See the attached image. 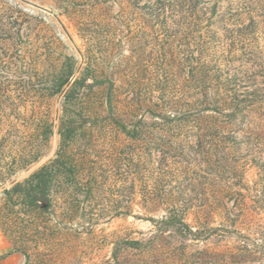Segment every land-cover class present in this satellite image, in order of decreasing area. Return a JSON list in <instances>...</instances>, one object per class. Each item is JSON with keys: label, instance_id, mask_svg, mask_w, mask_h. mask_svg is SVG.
<instances>
[{"label": "rangeland", "instance_id": "1", "mask_svg": "<svg viewBox=\"0 0 264 264\" xmlns=\"http://www.w3.org/2000/svg\"><path fill=\"white\" fill-rule=\"evenodd\" d=\"M0 230L23 264H264V0H0Z\"/></svg>", "mask_w": 264, "mask_h": 264}, {"label": "crops", "instance_id": "2", "mask_svg": "<svg viewBox=\"0 0 264 264\" xmlns=\"http://www.w3.org/2000/svg\"><path fill=\"white\" fill-rule=\"evenodd\" d=\"M23 254L13 249L0 230V264H23Z\"/></svg>", "mask_w": 264, "mask_h": 264}, {"label": "trees", "instance_id": "3", "mask_svg": "<svg viewBox=\"0 0 264 264\" xmlns=\"http://www.w3.org/2000/svg\"><path fill=\"white\" fill-rule=\"evenodd\" d=\"M64 83H65V81H64V82L62 81L61 85H60L59 87H57L56 92L60 91L61 86H62ZM48 132H49L50 134L53 135L55 131H54V129H52V128L50 127L49 130H48ZM60 132H62V128H59V129L57 130V133H60ZM43 170H44V168L42 169V171H43ZM32 176H33V177H40L41 174L34 173ZM41 180L44 181V179H41ZM39 182H40V181H39ZM45 182H46V181H45ZM18 184H20V183H18ZM40 185H42V184L39 183V184L37 185V187H39ZM40 192H41L42 197H43V196H45L46 189H41ZM37 201H39V197H35V198H33V202H34V203L37 202Z\"/></svg>", "mask_w": 264, "mask_h": 264}, {"label": "water", "instance_id": "4", "mask_svg": "<svg viewBox=\"0 0 264 264\" xmlns=\"http://www.w3.org/2000/svg\"><path fill=\"white\" fill-rule=\"evenodd\" d=\"M66 32H67V30H66ZM68 33V32H67ZM70 37V36H69ZM70 39L72 40V38L70 37ZM78 51H79V49H78ZM80 52V51H79ZM76 77V74L71 78V80H70V83L74 80V78ZM67 88V87H66ZM66 88L65 89H63V91L61 92V94H63V92L66 90ZM57 118H58V107H57V117H56V120H57ZM55 137H57V121H56V128H55ZM55 148H56V143H55V147H54V150H55ZM54 150H53V153H54ZM34 169V168H33ZM33 169H31L30 171H32ZM29 171V172H30ZM13 183V182H12Z\"/></svg>", "mask_w": 264, "mask_h": 264}]
</instances>
